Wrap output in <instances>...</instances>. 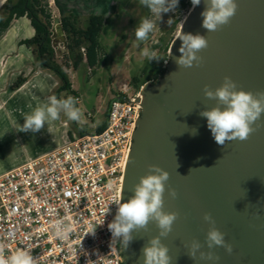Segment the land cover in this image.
Listing matches in <instances>:
<instances>
[{
  "label": "water",
  "instance_id": "95a60500",
  "mask_svg": "<svg viewBox=\"0 0 264 264\" xmlns=\"http://www.w3.org/2000/svg\"><path fill=\"white\" fill-rule=\"evenodd\" d=\"M50 1L55 47L67 46L60 10ZM238 9L231 22L220 30L202 27L204 0L184 19L179 35L170 48L164 76L146 86L138 98L142 115L133 135L122 191V202L133 195L140 178L151 165L169 172L164 193V210L178 218L171 233L161 238L169 249L171 264H264V126L246 141L232 140L221 146L207 127L200 112L217 106L204 95L231 77L237 90L264 91V0H237ZM183 33L204 35L208 47L198 53L202 60L192 67H179L178 37ZM264 124V117L261 122ZM214 166V167H213ZM192 169V170H191ZM191 170V172H190ZM172 189L177 192L173 198ZM211 213L215 227L233 247L208 249L206 236L213 226L204 220ZM159 235L155 223L148 230L133 233L127 247L121 242L125 264H143V248ZM202 244L200 251H212L217 260H193L192 241Z\"/></svg>",
  "mask_w": 264,
  "mask_h": 264
},
{
  "label": "built area",
  "instance_id": "2783aa9c",
  "mask_svg": "<svg viewBox=\"0 0 264 264\" xmlns=\"http://www.w3.org/2000/svg\"><path fill=\"white\" fill-rule=\"evenodd\" d=\"M192 10L191 0H179L169 13ZM145 87L127 98L130 87L123 85L121 95L109 105L104 129L0 175V244L6 256L29 249L36 264H125L121 241H113L108 224L117 210L113 197L122 199L133 135L142 115L137 101ZM57 220L71 224L67 240L55 237L52 225ZM90 225L96 227L95 235L87 234Z\"/></svg>",
  "mask_w": 264,
  "mask_h": 264
},
{
  "label": "clouds",
  "instance_id": "9594fccd",
  "mask_svg": "<svg viewBox=\"0 0 264 264\" xmlns=\"http://www.w3.org/2000/svg\"><path fill=\"white\" fill-rule=\"evenodd\" d=\"M139 3L148 8L154 16L162 18V14L175 10L179 0H139ZM191 3L194 9L200 5L201 0H191ZM204 3L205 10L201 13L202 27L208 32L218 31L229 24L239 6L237 0H204ZM154 28L155 24L151 19L142 18L135 28L136 40L138 42L147 40ZM178 40L181 41L179 48L181 56L176 60L179 67H192L194 62L198 64L202 60L198 53L208 47L207 37L200 34L183 33ZM142 54L149 61L160 59L154 51L148 48H144ZM204 95L217 102L216 107L205 108L200 115L207 118V127L211 130L218 145L223 146L232 140L246 141L258 127L264 126L260 123L264 117V91L253 93L243 89L237 90L236 82L231 77L225 76L223 84L214 91L205 85ZM78 103V98L71 95L60 99L55 95L50 96L47 103L38 105L31 114H26L24 124L19 125L16 130L38 133L47 124V131L51 133V125L60 118L61 112L68 120L77 122L83 129L86 121L83 119L81 109L76 106ZM168 180L169 172L156 165H151L149 173L142 176L139 183L134 186V195L127 202H122L119 196H114L112 200L113 204L117 205L115 218L108 224L113 241L120 240L123 246L127 247L133 240L134 232L147 231L150 223H155L159 229V235L152 238L143 248V264H171L169 249L161 239L171 233L173 224L178 218L176 212L164 210V193ZM109 187H111V182ZM169 194L173 198L178 195L175 189H172ZM204 220L213 225L206 236L208 249L224 247L231 254L233 247L226 242L225 234L214 226L215 220L211 213H206ZM52 227L55 237L62 241L67 240L72 232L71 224L66 223L65 220H57ZM89 228L87 234L95 235L96 227L90 225ZM202 247L198 240L192 241L188 255L193 260L197 258V252H199L200 259L217 261L220 259L212 251L207 253L200 251ZM0 264H36V262L29 249H19L6 256L5 246L0 244Z\"/></svg>",
  "mask_w": 264,
  "mask_h": 264
},
{
  "label": "rangeland",
  "instance_id": "374dc122",
  "mask_svg": "<svg viewBox=\"0 0 264 264\" xmlns=\"http://www.w3.org/2000/svg\"><path fill=\"white\" fill-rule=\"evenodd\" d=\"M6 1L2 0L0 2V8ZM44 1L50 6L49 0ZM54 1L56 6L60 8L59 10L61 8L72 9L77 13L79 12L80 16L90 11L92 12L91 15H103L109 20V30L101 37V44L105 51V61L100 66L93 68V71H89L84 67L74 71L72 68L73 61L63 57L66 47L63 45L57 47L56 61L63 67L66 76L68 75L81 96L78 107L81 109L83 119L86 121L84 129L89 130L106 125V115L109 105L114 99V92L121 95L123 85L126 84L130 87L126 94L127 98L135 96L140 86L144 84L145 77L153 75L151 72H147L148 74L144 72L150 61L142 54L143 49L148 48L150 51H154L158 57L166 51L168 55L173 40L179 35L183 21L189 14L187 11L179 15L168 12L162 14V18L156 17L148 8L140 5L139 0ZM83 11L84 13H82ZM64 13L61 10L60 17H63ZM79 18L81 26L85 27L88 19L86 20L85 16ZM142 18L153 19L156 28L154 33L149 34L147 40L138 42L135 37V28ZM177 21H180V24L175 27ZM20 25L21 23L16 27L18 34L22 33ZM23 32L25 33V31ZM26 33L31 36L34 35L31 23L27 24ZM134 77L140 79L138 85L133 82ZM50 90V87L40 88L35 85L20 92L17 101V114L19 117L16 124L18 126L24 124L26 114H31L38 105L47 103L48 99L45 100V97L50 93ZM68 92V89L65 88V82H63L61 88L52 93V96L55 95L60 99L64 98ZM89 114L92 118L88 116ZM67 123H70V126ZM47 127L48 125L45 124V127L38 133L22 132L26 136L29 147L30 145L34 146L35 143L37 149L41 150L46 146H52L60 142L64 143L69 130L76 134L79 129L77 122H72L67 117L64 118L63 112L60 113V118L52 123L51 133L47 131ZM19 149L21 151L25 149L21 142Z\"/></svg>",
  "mask_w": 264,
  "mask_h": 264
},
{
  "label": "crops",
  "instance_id": "0c3cea01",
  "mask_svg": "<svg viewBox=\"0 0 264 264\" xmlns=\"http://www.w3.org/2000/svg\"><path fill=\"white\" fill-rule=\"evenodd\" d=\"M0 2H2V0H0ZM61 10L65 12L63 16H85L86 20L89 19L92 14V12L88 11L85 15L80 16L79 12L77 13L72 9L66 10L61 8ZM79 10L81 11L82 9ZM82 13H84V11ZM19 23H21V34H18L16 30ZM29 23H31L30 20L27 17H23L14 20L7 29H0V175L21 167L29 162L37 161L48 153L66 145L69 141L78 139L87 133L96 132L100 128L96 127L93 130H89L87 128L81 129L78 127L79 129L76 134L72 130H69L64 143L60 142L62 144L56 143L52 146H46L41 150L37 149L35 143L34 146L30 145L29 147V143L26 141V136L23 135L22 132L16 130L18 127L16 124L17 118L19 117L17 114V101L20 92L35 85L40 88L50 87L51 90L45 97L46 100L48 97L52 96V93L58 91L64 82L55 71L41 67L37 62L33 51L21 44L23 41L32 39L34 36L26 33L27 24ZM23 31H25V33ZM21 76L26 77L27 81L19 89H14L15 84ZM69 82L71 84V90H68L69 92L64 98L71 95L78 98L80 103V94L70 79ZM117 97H119V93L114 92L113 98L115 99ZM78 104L76 105L77 107ZM64 118H66L65 114ZM67 125L70 126V123H67ZM20 142L23 143L25 147L22 151L19 149Z\"/></svg>",
  "mask_w": 264,
  "mask_h": 264
},
{
  "label": "trees",
  "instance_id": "16d2710c",
  "mask_svg": "<svg viewBox=\"0 0 264 264\" xmlns=\"http://www.w3.org/2000/svg\"><path fill=\"white\" fill-rule=\"evenodd\" d=\"M183 7L184 1L180 9ZM23 17L30 20L35 34L32 39L25 40L21 44L33 51L41 67L55 71L65 82V88L71 90V84L63 67L56 61L57 47H55L52 37L53 14L49 4L44 0H7L0 8V29H7L14 20ZM61 23L67 37V46L63 57L73 61L74 71L81 67L93 71V68L104 63L105 51L101 44V37L109 30L108 18L103 15H90L86 26L82 27L79 17L69 15L61 17ZM179 24L180 21H177L175 27ZM168 60L166 51L162 56L161 65L155 67L154 62L151 61L146 67L145 73L155 72L154 75H157L158 78L163 77L166 71L165 62ZM26 81L27 78L21 76L14 89H19ZM133 82L138 85L140 79L134 77ZM156 83L158 80L151 85ZM105 126L100 127L99 130L104 129Z\"/></svg>",
  "mask_w": 264,
  "mask_h": 264
},
{
  "label": "flooded vegetation",
  "instance_id": "af4514ba",
  "mask_svg": "<svg viewBox=\"0 0 264 264\" xmlns=\"http://www.w3.org/2000/svg\"><path fill=\"white\" fill-rule=\"evenodd\" d=\"M165 53V52H164ZM164 53H162L161 55H160V59L159 60H157V61H153L154 62V64L153 65H155V67H157V66H160L161 65V60H162V56H163V54ZM168 59H170V51H169V54H168ZM151 62V61H150ZM168 62H169V60H168ZM168 62L167 63H165V68H166V65L168 64ZM145 72V71H144ZM152 73V72H151ZM155 74V72L153 73V75H151V76H148V77H145V79H144V85L145 86H150L152 83H154V82H157V80L159 81L161 78H158L157 77V75H154ZM149 77H150V79H149Z\"/></svg>",
  "mask_w": 264,
  "mask_h": 264
}]
</instances>
